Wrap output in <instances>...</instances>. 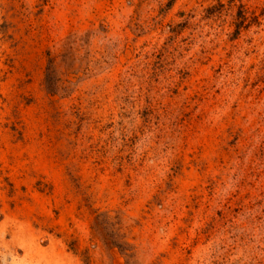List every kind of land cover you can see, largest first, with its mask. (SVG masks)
Segmentation results:
<instances>
[{
	"label": "rangeland",
	"instance_id": "374dc122",
	"mask_svg": "<svg viewBox=\"0 0 264 264\" xmlns=\"http://www.w3.org/2000/svg\"><path fill=\"white\" fill-rule=\"evenodd\" d=\"M0 264H264V0H0Z\"/></svg>",
	"mask_w": 264,
	"mask_h": 264
},
{
	"label": "trees",
	"instance_id": "16d2710c",
	"mask_svg": "<svg viewBox=\"0 0 264 264\" xmlns=\"http://www.w3.org/2000/svg\"><path fill=\"white\" fill-rule=\"evenodd\" d=\"M47 72H48L47 78H48V81H49L52 78V71L50 70V68H48V71ZM48 81H47V83H48ZM51 91H53L52 88H51Z\"/></svg>",
	"mask_w": 264,
	"mask_h": 264
}]
</instances>
